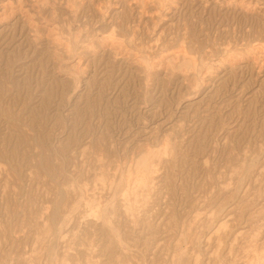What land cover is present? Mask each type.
Listing matches in <instances>:
<instances>
[{"label": "rangeland", "instance_id": "1", "mask_svg": "<svg viewBox=\"0 0 264 264\" xmlns=\"http://www.w3.org/2000/svg\"><path fill=\"white\" fill-rule=\"evenodd\" d=\"M50 263L264 264V0H0V264Z\"/></svg>", "mask_w": 264, "mask_h": 264}, {"label": "bare ground", "instance_id": "2", "mask_svg": "<svg viewBox=\"0 0 264 264\" xmlns=\"http://www.w3.org/2000/svg\"><path fill=\"white\" fill-rule=\"evenodd\" d=\"M154 161L151 160L147 157L146 159L144 158L142 160V162H140V166L138 165V169H136V178L132 177L131 175H129L128 177H125L124 179H122V182L119 181V183L117 185H115L114 187L116 188H124L126 186V188H130L132 183L136 182V181H140L142 182L143 184H146L148 183L149 181H151V177L150 175H153L155 173V171H152L151 169V166H152V163ZM79 190V189H78ZM81 191V189H80ZM117 191V190H116ZM82 192V191H81ZM123 192V191H122ZM64 195V193H63ZM65 196V195H64ZM63 196V198H64ZM115 196V195H114ZM82 198H84V196L82 195L81 196ZM61 197L62 200H65ZM115 198V197H114ZM117 198V197H116ZM59 201L57 203V211H55V213L52 215V218H50V226H51V230H47V232H49L52 236H54L55 234L58 235L60 238V234H62V228H57L55 226L56 224V221L57 219L61 216L60 213H59V210L62 205V202L63 201ZM90 200V199H89ZM56 201V200H55ZM66 201V200H65ZM84 202V201H83ZM81 203V201H80ZM74 204V203H73ZM82 204V203H81ZM80 204V205H81ZM102 204V203H101ZM55 206V205H54ZM76 208H78V206H76L74 209L76 210ZM83 208V207H82ZM79 210V208L77 209ZM76 210V211H77ZM93 210V215L94 217H96L98 220H101L103 225L106 226V228L108 227V229H110L115 235H117V232H116V228L113 227L112 225V218H113V215L115 213H117V210H116V207L115 206H111L110 204H107L105 205L104 207H97L95 209H92ZM81 211V210H80ZM78 212V211H77ZM76 212V213H77ZM46 213V212H45ZM80 214V213H79ZM77 216V215H76ZM72 217V216H71ZM69 218V217H68ZM93 218V217H92ZM44 219V218H43ZM66 219V218H65ZM67 221V220H66ZM65 221V222H66ZM69 221V220H68ZM67 221V222H68ZM74 222V221H73ZM72 222V223H73ZM63 223V222H61ZM71 223V222H70ZM64 224V223H63ZM61 225V224H60ZM67 225V224H66ZM110 225V226H109ZM62 226V225H61ZM59 226V227H61ZM225 225L219 227V229L217 230V233L219 231L222 230V228L224 227ZM57 228V229H56ZM68 235V234H67ZM119 235V234H118ZM119 237V236H118ZM50 238V237H49ZM57 238V237H56ZM120 239V238H119ZM58 240V239H57ZM58 242V241H57ZM55 246H57L56 244H54ZM125 245V244H124ZM56 248V247H55ZM123 248V247H122ZM56 250V249H55ZM55 250H54V246L51 245L48 247V250H47V253L51 259V261L54 260V255H55ZM57 255V254H56ZM56 258V257H55ZM53 263V262H52ZM51 264V263H50Z\"/></svg>", "mask_w": 264, "mask_h": 264}]
</instances>
